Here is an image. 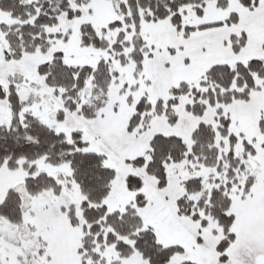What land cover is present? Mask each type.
Returning a JSON list of instances; mask_svg holds the SVG:
<instances>
[{
	"label": "snow or ice",
	"instance_id": "1",
	"mask_svg": "<svg viewBox=\"0 0 264 264\" xmlns=\"http://www.w3.org/2000/svg\"><path fill=\"white\" fill-rule=\"evenodd\" d=\"M0 264H264V0H0Z\"/></svg>",
	"mask_w": 264,
	"mask_h": 264
}]
</instances>
